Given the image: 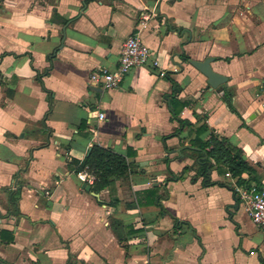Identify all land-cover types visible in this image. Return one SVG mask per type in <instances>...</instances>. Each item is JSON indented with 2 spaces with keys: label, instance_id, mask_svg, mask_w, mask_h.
I'll return each instance as SVG.
<instances>
[{
  "label": "crops",
  "instance_id": "0c3cea01",
  "mask_svg": "<svg viewBox=\"0 0 264 264\" xmlns=\"http://www.w3.org/2000/svg\"><path fill=\"white\" fill-rule=\"evenodd\" d=\"M133 33L148 62L116 88L89 85L99 67L117 68ZM209 56L228 78L217 88L190 63ZM263 82L264 0H0V264H264L238 178L213 168L210 180L230 187L204 185L186 149L223 135L264 186ZM174 98L192 126L174 117ZM94 144L130 165L111 191L86 190L69 167Z\"/></svg>",
  "mask_w": 264,
  "mask_h": 264
},
{
  "label": "trees",
  "instance_id": "16d2710c",
  "mask_svg": "<svg viewBox=\"0 0 264 264\" xmlns=\"http://www.w3.org/2000/svg\"><path fill=\"white\" fill-rule=\"evenodd\" d=\"M63 21L67 22L68 20L63 19ZM182 56L185 60L189 59V56L185 54H182ZM181 87L180 84L175 83L174 91H180ZM261 89L264 93V82ZM219 96L231 109H234L233 93L230 88L220 89ZM177 102L178 100L176 98L172 99V111L174 117L177 118L182 129L192 126V122L179 117L180 110L175 107ZM182 106L183 104L180 105V107ZM202 127L203 130L207 128L206 124H203ZM186 149L190 150L191 155L195 160L193 164L195 168V176L202 177L204 185L218 184L220 186L230 187V184L210 180L208 170L213 168L218 169L219 171H228L232 176L238 178L239 183L255 181L253 179L255 178V176H253L255 170L253 166L243 158V150L233 145L228 138L223 135L211 131L206 139L202 140L197 138L191 141ZM168 160L169 158H166V161ZM193 166H185L179 174L170 172V176L167 180H177L182 178ZM69 167L75 172L86 169L93 174L95 176V181L92 186L95 192H99L104 188H108L111 191L117 179L127 177L131 172L130 165L124 155L97 144H94L89 149L87 155L82 161L72 160L69 162ZM245 172L250 174V179H241V175ZM235 197L237 198L236 195ZM164 212H166L165 209ZM182 224L187 223L175 219L176 226H181ZM110 226L118 240L122 241L126 239L124 234L125 226L121 220L112 219Z\"/></svg>",
  "mask_w": 264,
  "mask_h": 264
},
{
  "label": "built area",
  "instance_id": "2783aa9c",
  "mask_svg": "<svg viewBox=\"0 0 264 264\" xmlns=\"http://www.w3.org/2000/svg\"><path fill=\"white\" fill-rule=\"evenodd\" d=\"M151 55L150 48L142 41L141 37L137 33L130 34L122 43L117 68L111 70L107 67H99L90 73L88 83L106 90L116 88L126 73L132 68L147 63ZM153 64H158L156 59ZM96 117L98 120H102L105 114L100 111ZM77 175L81 181L88 184H93L95 181V176L86 169L79 171ZM233 190L238 200L245 204L252 222L264 236V186L250 181L235 184Z\"/></svg>",
  "mask_w": 264,
  "mask_h": 264
},
{
  "label": "water",
  "instance_id": "95a60500",
  "mask_svg": "<svg viewBox=\"0 0 264 264\" xmlns=\"http://www.w3.org/2000/svg\"><path fill=\"white\" fill-rule=\"evenodd\" d=\"M212 61L213 58L210 56L206 57L204 60L190 59V63L207 77V82L209 86L211 88H217L218 86L225 84L228 81V78L224 74L216 72L212 68L211 66ZM243 158H245V155H243ZM210 173H211V169L208 170L209 178H210ZM82 187L85 188L86 190H90L91 188V186L87 183H83Z\"/></svg>",
  "mask_w": 264,
  "mask_h": 264
}]
</instances>
